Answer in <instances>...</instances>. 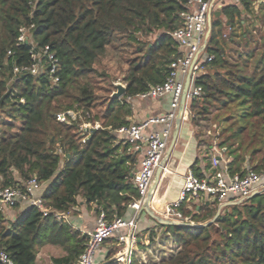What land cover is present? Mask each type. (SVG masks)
I'll return each instance as SVG.
<instances>
[{
    "label": "trees",
    "instance_id": "1",
    "mask_svg": "<svg viewBox=\"0 0 264 264\" xmlns=\"http://www.w3.org/2000/svg\"><path fill=\"white\" fill-rule=\"evenodd\" d=\"M191 1L0 0V124L5 126H0V186L23 188L36 176L50 212L45 216L30 206L9 220L0 207V252L13 264H36L46 244L67 251L53 258L54 264H78L89 237L53 213L73 215L80 201L96 208L97 216L104 212L109 221L128 219L130 204L139 198L132 176L139 151L118 132L129 126L133 112L126 98L167 79L180 55L173 32L183 24L181 14L190 10ZM253 3L239 0L213 16L205 48L213 58L203 63L208 71L196 79L202 94L188 103L194 126L215 124L218 142L212 138L208 145L216 142L224 151L232 175L264 170V50L256 60L253 49L232 61L220 43L225 34L226 44L242 39L248 47L255 39L253 32L238 33L237 28ZM24 30L34 41H19ZM45 46L59 58L58 83L47 73L14 75L15 66L32 64L33 48ZM110 48L128 55L126 91L95 112L91 119L100 121V128L82 134L81 125L90 122L98 101L91 75ZM68 110L77 114L68 115L67 122L58 120L57 114ZM204 141L199 138V144ZM199 162L191 169L205 177ZM219 205L218 200L184 202L178 209L186 221L202 224L215 216ZM159 225L180 249L151 264H264V192L224 207L206 226ZM115 239L104 242L110 246L101 264H119L113 255L121 242ZM132 264L148 263L134 259Z\"/></svg>",
    "mask_w": 264,
    "mask_h": 264
},
{
    "label": "built area",
    "instance_id": "2",
    "mask_svg": "<svg viewBox=\"0 0 264 264\" xmlns=\"http://www.w3.org/2000/svg\"><path fill=\"white\" fill-rule=\"evenodd\" d=\"M264 4V0H262ZM197 9H193L194 6ZM190 10L182 12L183 24L173 32V36L179 42V47L186 48V55L177 56L171 63V71L167 79L160 84L154 85L150 90L129 96L127 102H131L134 98H159L169 94L171 96V110L161 116L148 118L140 124H134L121 127L118 132L131 143L133 150L143 152L140 168L134 176V182L139 192V198L130 204L135 210V214L130 219L116 218L109 221L104 212H102L96 221V227L88 233V241L85 249L80 256L78 264H97L96 257L103 243L113 237L116 232L126 228L129 230L127 236L121 241L131 244L134 240L136 222L139 212L142 211L145 201L155 183V175L158 167L163 162L170 142L172 140L173 130L175 128L176 119L180 107L181 98L185 87V77L189 74L191 65L197 54H200L206 42V33L208 28V15L210 12L217 10L218 0H192L190 2ZM225 37L227 34L224 35ZM20 42H28L27 32L24 30L19 38ZM206 48V47H205ZM12 52L9 51V54ZM33 62L30 65L15 66L14 75L33 74L39 75L47 73L54 83H58L59 76L57 72L60 68L59 58L50 51L49 46L42 47L38 50L31 51ZM213 56H208L207 61H211ZM45 59V60H44ZM203 64L198 59L193 68L192 86L188 94V100L194 99L202 94V87L196 84L198 71L202 69ZM24 102V99H22ZM188 107V104H187ZM76 115L73 110L60 112L57 114L58 120L62 122L68 121V115ZM164 124L162 131H154L145 134V129L150 124ZM91 124L85 122L81 125V129L92 131L98 128L97 125L90 127ZM88 135L84 136L82 142L85 143ZM220 159L213 156L212 163L214 167L213 174L208 177H200L189 171L185 176L181 195L178 201L167 206L163 216L173 220H186L178 207L184 202H194L202 197L208 196L218 200L220 204L227 201L239 200L247 198L254 191L260 190L263 186L264 170L257 172L248 170L245 174H230L227 164L220 166ZM43 184L36 177H31L23 188L19 186H0V207H14L20 200H27L31 206H36L42 210L46 216L50 212L45 207L42 195ZM54 216L58 220H68L70 215L67 212H54ZM131 249L128 248L127 257L130 261ZM0 264H13L11 257L5 252H0Z\"/></svg>",
    "mask_w": 264,
    "mask_h": 264
},
{
    "label": "crops",
    "instance_id": "3",
    "mask_svg": "<svg viewBox=\"0 0 264 264\" xmlns=\"http://www.w3.org/2000/svg\"><path fill=\"white\" fill-rule=\"evenodd\" d=\"M230 4H239V0H218L217 10L220 11L221 7ZM193 9H197V6L195 5ZM243 17L246 19V21L245 20L243 21V26L237 27L238 33H242L245 30H248L249 32H253L256 35L261 31V29H264V4L262 3V0H254V3L251 6L250 11L243 12ZM178 50L181 55H186L188 53V50L186 48L179 47ZM201 50L202 51L199 54L198 62L203 64L207 61L208 54L205 51V48ZM207 71L208 69L206 67H202V69L198 71V74L200 75ZM187 76L185 77V81ZM128 103L131 105L133 111L132 115L128 117V119L130 120V124H129L130 126L134 124H140L146 121L150 117L161 116L171 110V96L169 94L165 96H161L159 98H144V99L134 98L131 102ZM203 125L204 124H201L200 126H194L192 124L191 111L188 105L181 126L177 144L173 150L172 155L165 162L163 174L155 191L154 200L152 202V208L162 216L168 205L173 204L179 200L185 176L188 174L190 170L192 171L191 165L197 159H200L199 167L201 168L205 176L208 177H210L214 172V167L212 163V158L214 155L217 157L218 156L221 157L220 159L221 167H224L227 164V159L224 155V151L223 152L221 151V149L218 147L216 142L212 147H210L206 141L199 144V138L201 139V137L202 138L207 137L208 134V132L206 133V131L204 134L203 132L197 130V128H201V127L206 128V126ZM164 128H165L164 124H159V123L150 124L145 129V134H149L154 131H162ZM206 154H208L209 158L207 157L206 159H204ZM142 156H143V152L139 151L138 165L132 174L133 177L140 168ZM207 164L210 165L209 168L207 167ZM262 188H264V181ZM42 190H44V185ZM155 199H157L160 202L161 204L160 208L156 204H154ZM205 200L212 201L215 199L205 196L202 197L201 199L195 200L193 203L197 204ZM30 206L31 205L29 201L20 200L17 203V205H15L14 207H5L3 209V212L7 219L14 220L16 216H18L20 213L25 211ZM76 211H77L76 213L70 215L67 221L72 223L76 229L88 235V233L93 231L96 227V221L98 217L96 213V208L91 210L89 209V207H87L84 201H80V205L76 208ZM134 214H135V210L130 207L128 213V219L132 218ZM136 223L137 224L134 232L135 235L134 239L138 241H142V238L139 237V235L142 236L145 234V238H148L147 235L149 234L151 229L153 228L157 229L156 227L161 226L159 225L158 221L155 218H153L150 214H148L145 210L139 212V217ZM126 233L127 234L129 233V230L126 228H123L118 232H116V234H120V235H125ZM170 236L172 235L170 234ZM118 240H120V242L123 243V241H121L120 238H118ZM130 247H131L130 259H133V257L135 256V246L133 244V241L131 242ZM127 249L126 252H124L125 255L128 254ZM107 253L108 252L107 250H105V248L102 249L100 248L96 257V263L101 264L106 259ZM66 254L67 251L60 245L46 244L40 249L37 255L36 264H54L52 260L53 258L63 257ZM146 254H147L146 251L140 252L142 259L144 260L146 259L147 257ZM145 263H147L146 260Z\"/></svg>",
    "mask_w": 264,
    "mask_h": 264
},
{
    "label": "rangeland",
    "instance_id": "4",
    "mask_svg": "<svg viewBox=\"0 0 264 264\" xmlns=\"http://www.w3.org/2000/svg\"><path fill=\"white\" fill-rule=\"evenodd\" d=\"M254 36H256L255 39H252L248 47L245 45V42L242 39H237V42L239 43H230L229 41V43L226 44L223 40L225 36L220 38V43L225 47L227 56L232 61H235L237 58L240 59V53H243V55L246 56L248 52H252L253 49H255L256 51L254 53V59L256 60L258 57H260V54L264 50V29H261V31ZM27 37L30 41H34L31 32H27ZM127 56L128 55L121 53V51L110 48L95 65V73L91 75V82L98 101L96 103L94 111H92V113L90 114L91 117L88 119L90 120V122L86 121L87 123L91 124V126H88L93 127L97 125L98 128L101 127L100 121L92 120L91 118L93 117L95 112L106 109L110 98L114 97L113 94L117 91L118 84L122 83L126 86L124 76L128 69V64H126ZM3 117L4 115L1 113L0 123ZM202 124H204L203 126H206V128L201 127L197 128V130L203 132L204 134L206 131V133L208 132V134L207 137H201V139L206 140L208 144L209 141H216V139L213 138L215 136L213 127L215 126V124H213L212 121H203ZM1 128L5 129V126H1ZM96 129L97 128H95V130ZM80 131H82V134L87 133L86 130L81 128ZM156 228L157 229H151V231L147 235L148 238H145L144 234L142 236L139 235V237L142 238V241H138L136 239L133 240V244L135 246V256L133 257V259H130L129 261L127 255H125L124 253L126 252V249L130 247L129 244L127 245L125 242H121V244L119 245L120 247H118L119 249L117 250L118 252L113 255V258L119 264H132V260L134 259L138 260L139 263H145L146 260L148 264H151L172 257L179 251V245L176 243L175 239H172L174 237L170 236V234L167 233V231L162 226H158ZM125 235L127 236L128 234L126 233ZM125 235L115 234L112 238H116L117 240L118 238L123 239ZM109 246L110 244L104 243L101 246V249L105 248V250H107L108 252ZM142 251L147 252V257L145 260L142 259V256L140 255V252Z\"/></svg>",
    "mask_w": 264,
    "mask_h": 264
},
{
    "label": "water",
    "instance_id": "5",
    "mask_svg": "<svg viewBox=\"0 0 264 264\" xmlns=\"http://www.w3.org/2000/svg\"><path fill=\"white\" fill-rule=\"evenodd\" d=\"M220 14H221V11L215 10L213 12H210L209 15H208V28H207L206 42H205L204 48L206 47L207 42H208V38H209V36L211 34L213 16H219ZM198 57H199V54H197L195 56L193 64L191 65L189 74H188V76L186 78V81H185L184 92H183V95H182V98H181L180 107H179V111H178V115H177V119H176V126H175V129H174V132H173L172 140L170 142L169 148L167 150V153H166V156H165L163 162L161 163V165L158 167V169L156 171L155 183H154V185H153V187H152V189H151V191H150V193H149V195H148V197H147V199L145 201L144 207L142 209V210H145L148 214H150L153 218H155L158 221L159 224H162V225L206 226V225H209V224L213 223L216 220V218L219 216V214L221 213V211H222V209L224 207L230 206V205H233V204H236V203H241V202L245 201L246 199H250L251 197H253L256 194L264 192V188H262L260 190L254 191L247 198H241L239 200H234V201H227V202H224V203L220 204L215 216L210 221H208L206 223H202V224H195V223H192V222H189V221H186V220L178 221V220L169 219V218H166V217L162 216L161 214H158L152 208V202L154 200L155 191H156L157 186H158V184H159V182L161 180V176L163 174V169H164L165 162L172 155L173 150H174V148H175V146L177 144L178 138H179L181 126H182V123H183V120H184V117H185V113H186V110H187V104L189 102L188 94H189V91H190L191 86H192L191 80H192L193 68H194V65H195ZM125 91H126V86L123 85L122 83H120V84H118L117 91L113 94V96H116V97H119V98L123 97L124 94H125ZM218 159H221V157L218 156Z\"/></svg>",
    "mask_w": 264,
    "mask_h": 264
},
{
    "label": "bare ground",
    "instance_id": "6",
    "mask_svg": "<svg viewBox=\"0 0 264 264\" xmlns=\"http://www.w3.org/2000/svg\"><path fill=\"white\" fill-rule=\"evenodd\" d=\"M154 202H155L154 204H156L159 208L161 207V204H160V202L157 199H155Z\"/></svg>",
    "mask_w": 264,
    "mask_h": 264
}]
</instances>
